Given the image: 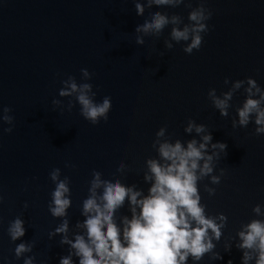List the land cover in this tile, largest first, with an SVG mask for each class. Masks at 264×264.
Segmentation results:
<instances>
[{"label": "water", "instance_id": "1", "mask_svg": "<svg viewBox=\"0 0 264 264\" xmlns=\"http://www.w3.org/2000/svg\"><path fill=\"white\" fill-rule=\"evenodd\" d=\"M134 3L0 0V115L7 106L13 117L10 133L3 131L9 125L0 121V264L4 257L10 264H23V258L13 256L21 240L10 241L6 231L18 216L25 227L21 239L32 244L25 255L34 257V264H58L67 255L61 236L48 235L61 223L48 212L53 168L60 169L61 179H69L71 206L65 218L71 238L81 231L76 224L84 219L81 204L89 195L92 172L146 194L145 160L157 158L155 132L165 127L161 139L199 140L195 132H184L188 119L204 124L213 142L226 144L225 153L214 159L212 175L220 176V182L213 185L207 176L198 182L206 212L227 217L220 241L214 242L222 259L210 260L205 254L199 264H241L242 252L234 246L225 252L224 244L238 243L235 234L242 224L264 219L252 212L256 204L264 211V135L254 133L251 121L232 127L243 88L234 92L224 117L207 92L215 89L219 96L232 81L245 77L264 89V0H184L174 8L153 4L142 16L136 15ZM185 3L192 8L203 3L212 13L199 50L185 54L183 42H171L172 25L159 36L134 31L151 11L178 15L182 24L188 23L191 8ZM136 35L143 36V43H135ZM82 68L91 74L87 82L95 100L111 98L107 121L96 125L81 117L74 97L58 95L67 76L82 82ZM53 99L60 103L53 105ZM120 162L124 167L117 171ZM206 186L215 189L212 196ZM122 215H129L127 201L116 213L117 218Z\"/></svg>", "mask_w": 264, "mask_h": 264}, {"label": "clouds", "instance_id": "2", "mask_svg": "<svg viewBox=\"0 0 264 264\" xmlns=\"http://www.w3.org/2000/svg\"><path fill=\"white\" fill-rule=\"evenodd\" d=\"M182 3L184 0H143V3L135 0L134 8L136 15L142 16L145 7L153 4L174 8ZM185 7L191 8L187 15L188 23L182 24L178 15L168 16L151 11L142 23L135 26L134 31L143 36H159L166 26L172 25L170 41L183 42V52L191 54L193 50H199L202 33L208 31L206 21L212 13L203 3L194 8L185 3ZM143 36L136 35L135 43H143ZM171 42L165 40V47L171 49ZM80 74V83L71 75L61 81L59 97H74L81 117L92 125L101 120L107 121L111 98L104 96L97 102L92 84L87 82L91 74L84 68L80 69ZM224 84H229L227 77ZM241 88L244 99L235 109L232 127L243 128L251 121L255 125L254 133L264 135V89L253 78L232 81L227 91L219 96L215 89L210 88L207 98L224 117L228 115L234 92ZM59 103L56 99L52 100L53 105ZM71 107L69 102L68 110ZM10 111L5 106L0 115V121L9 125L3 129L5 133L12 131ZM184 132H195L199 140L193 138L182 143L179 139H161L165 137V127L155 132L152 147L157 158L145 160L143 180L149 184L146 194L135 185L122 184L118 178L101 179L100 173L93 171L89 195L81 204L84 219L76 224L81 231L73 233L71 238L65 218L71 206L69 179L60 178L59 168L49 172L54 188L50 192L48 212L53 218H60L61 223L48 235L50 239L60 235L59 243L68 246L67 255L60 256L58 264H188L189 258L192 264H199L205 254H209L210 260L222 259L220 253L214 251V242L220 241L227 217L223 213L213 216L206 212V206L201 203L198 182L205 176L213 185L220 182V176L212 175L214 159L225 153L226 144L213 142L206 126L192 119L187 120ZM123 167V162H120L116 170L120 171ZM205 191L212 196L215 189L206 186ZM125 201L129 215L117 218L116 213ZM27 206L25 203L24 207ZM252 212L258 217L264 215L260 204L253 206ZM6 231L10 241L21 240L13 249L14 259L23 258V264H34V257L25 255L32 251V244L21 239L25 234L24 220L16 217L9 222ZM235 239L238 243L234 245L225 242V252L234 246L242 252L241 264H264V219H252L242 224ZM3 264H10L7 257H4ZM226 264H232V261L228 260Z\"/></svg>", "mask_w": 264, "mask_h": 264}]
</instances>
